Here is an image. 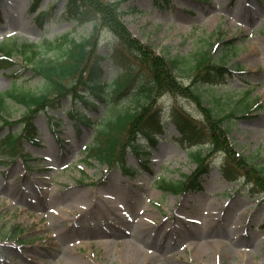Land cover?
I'll return each instance as SVG.
<instances>
[{
    "label": "rangeland",
    "instance_id": "rangeland-1",
    "mask_svg": "<svg viewBox=\"0 0 264 264\" xmlns=\"http://www.w3.org/2000/svg\"><path fill=\"white\" fill-rule=\"evenodd\" d=\"M106 1L121 3L123 21L134 37L176 62L174 73L184 86L192 87L201 53H209L217 65L225 62L228 69L239 66L242 74L204 86L199 93L204 108L217 117L242 114L247 103H262L250 116L225 125L239 153L264 167V0ZM39 2L40 11L53 13L43 26L39 12L32 14L34 0H0V46L41 45L69 33L78 41L91 36L92 23L63 17L68 0ZM99 33V54L113 55L121 46L118 37L107 28ZM234 39V50L227 52ZM41 52L40 57L53 56H45L43 48ZM16 58L14 70L0 69V93L15 87L39 92L43 79L31 67L24 71L25 60L19 54ZM103 65L104 79H115L118 69L112 60ZM16 71L20 78H15ZM247 90L254 92L247 96ZM72 103L65 100L49 115H36L40 143L23 140L16 160L9 159L0 141V264H68L79 257L91 264H264V199L254 192L252 180L234 184L224 178L226 155L211 158L203 189L196 194L163 192L156 183L178 182L195 172L191 150L179 141L172 122L175 110L200 124L207 122L194 96L170 91L159 98L166 132L148 149L146 164L129 152L125 163L136 169L135 177L86 159L95 131L85 126L82 134L77 131L68 114ZM77 108L83 110V104ZM107 111L105 106L102 123L110 118ZM6 113L14 126L0 127V139L23 126L21 105L9 101ZM201 148L205 153L210 149ZM22 152L33 159L26 161ZM15 225L17 231L12 230ZM128 247L137 250L135 257Z\"/></svg>",
    "mask_w": 264,
    "mask_h": 264
},
{
    "label": "trees",
    "instance_id": "trees-1",
    "mask_svg": "<svg viewBox=\"0 0 264 264\" xmlns=\"http://www.w3.org/2000/svg\"><path fill=\"white\" fill-rule=\"evenodd\" d=\"M41 0H36L33 8L35 12ZM169 0H164V2ZM120 3H108L105 0H69L63 17L66 20L75 19L77 22L93 23L92 34L89 38L78 41L72 34H66L55 41L45 40L41 46L46 56L42 55L40 46L33 44L15 46L5 45L0 48V69L14 68L15 55L21 53L26 56L24 69L32 70L35 75L43 79L44 85L39 92L32 89H9L0 94V121L4 125L10 124L5 119L8 100L22 105L26 109L28 118L26 125L20 132L11 133L6 140L17 146L22 138L38 143L37 127L33 117L46 108H59L63 100L71 99L74 104L82 103L83 108L91 111H100L107 106L110 118L106 123L93 121L85 111L73 106L71 116L75 119L77 129L80 124L95 127L94 144L87 149L88 158L99 161L100 164L115 167L124 159L129 148L140 156L143 145L140 138H144L151 145H156L159 137L165 132V124L157 107V102L165 92H173L188 97L194 96L199 107L205 112L208 120L204 124L192 121L183 112L176 111L174 122L182 133L181 141L187 144L191 159L197 164L194 175L187 176L179 183H169L163 180L160 188L176 194H185L201 186L200 178L208 170L209 161L216 151H224L229 158L225 169L226 178L238 181L240 176L252 179V170L248 168L249 161L237 154L229 142V130L226 122L232 117H246L249 112L256 110L250 104L246 106V114L241 116L232 111L225 117H217L211 109L204 108L200 90L207 85L224 82L228 73H234L225 67L217 66L208 54H201L195 66L197 74L194 76L192 87L180 84L173 72L175 61L168 62L163 56L148 45L140 42L129 31L122 21L124 12L120 10ZM56 10V7L53 8ZM53 13L46 11L38 18L42 26L51 18ZM108 27L115 32L122 47L114 49V55L102 56L98 53L99 35L102 28ZM233 43V42H232ZM113 59V65L118 68L113 80L104 79L103 61ZM20 78L19 72L15 78ZM203 84V86H196ZM194 85L196 87H194ZM252 93L251 91H249ZM101 118V117H100ZM227 120V121H226ZM209 145L210 151L205 153L202 146ZM15 149V148H14ZM252 167V166H251ZM254 168V167H252ZM255 169V168H254ZM124 172L135 175L130 168L124 167ZM255 176L256 185L264 191V176L259 172Z\"/></svg>",
    "mask_w": 264,
    "mask_h": 264
},
{
    "label": "bare ground",
    "instance_id": "bare-ground-1",
    "mask_svg": "<svg viewBox=\"0 0 264 264\" xmlns=\"http://www.w3.org/2000/svg\"><path fill=\"white\" fill-rule=\"evenodd\" d=\"M262 62H264V61L263 60H260V63H262ZM60 212L62 213L63 211L60 210ZM72 212H73V210L70 209L69 210V213H72ZM200 247L203 248V249L206 248L205 245H201ZM127 249L132 252V257H135L137 255V250H134V249L131 250V247H128ZM68 264H91V263H88V261L86 259H84L82 257H79V259H78V261L76 263L75 262H72V261H69Z\"/></svg>",
    "mask_w": 264,
    "mask_h": 264
}]
</instances>
